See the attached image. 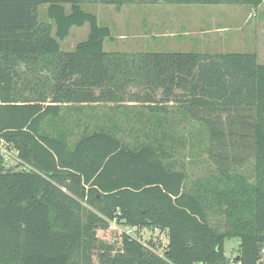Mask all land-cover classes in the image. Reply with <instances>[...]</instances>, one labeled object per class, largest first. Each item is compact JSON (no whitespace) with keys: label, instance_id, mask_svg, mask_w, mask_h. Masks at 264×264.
Returning <instances> with one entry per match:
<instances>
[{"label":"trees","instance_id":"trees-1","mask_svg":"<svg viewBox=\"0 0 264 264\" xmlns=\"http://www.w3.org/2000/svg\"><path fill=\"white\" fill-rule=\"evenodd\" d=\"M157 2L264 4L0 0V264H227L232 238L237 264H264V64L255 52L107 50L112 28L82 6ZM42 4L52 21L39 19ZM85 24L87 38L65 50ZM171 108L199 137L177 135ZM178 143L196 161L207 153L195 177ZM112 223L137 235L108 243L98 231Z\"/></svg>","mask_w":264,"mask_h":264},{"label":"rangeland","instance_id":"rangeland-1","mask_svg":"<svg viewBox=\"0 0 264 264\" xmlns=\"http://www.w3.org/2000/svg\"><path fill=\"white\" fill-rule=\"evenodd\" d=\"M149 5L152 4L140 3L134 5H124L118 8L110 4H100V3L82 4L83 8L86 11H91L98 16L100 24L108 25L112 28L113 35L115 36V40L111 42L106 41V45L108 42V45L106 47L107 50H121L122 48L115 47L117 46L119 41L126 40L127 37L132 35H138V34L141 35L143 31L146 34H148V32H146L145 26L148 24L149 21V15H148ZM165 5L167 11V9H169L168 6H173L174 4H165ZM193 5L200 6L202 4H193ZM182 6H186V5H182ZM204 6L212 7L216 10L212 17L213 19L209 20L207 23H202V27H207L212 30L218 28L219 26L225 28L221 32L212 31L211 33L212 39L216 41V44L224 43V45H217V48H211V49L223 50L224 52H255L258 56V61L264 64V4L260 5L259 7H252L250 5H245V4L244 5L205 4ZM233 6L240 7L244 11H247L248 9V12L246 13V15L234 17L235 19H232L233 15L232 18L228 16L223 18L224 15L219 14L220 11H226L227 9H230V12L233 13V8H231ZM166 11L163 13L168 14L166 13ZM234 14L235 15L237 14L236 11L234 12ZM38 16L41 21L44 22L52 21L49 16V4H42L39 6ZM166 16L167 15H161L159 17L165 18L166 20L167 19ZM89 31H90L89 24H85L83 26H73L71 28L69 37L61 42L63 48L65 50H73L77 45V43L87 38ZM238 34L240 36L236 37V35ZM174 104L175 103L170 102L171 106H173ZM137 106L138 104L132 106V109H137L138 108ZM95 111L101 115L104 112L108 113V108L107 106H103V107L94 106L93 109L88 108V113L93 114ZM144 111L145 113H147L148 110H144ZM167 116L174 117L175 125L173 127L174 130L177 131L178 136H181L183 133H187L188 131H191L190 133L199 137V133L197 131L199 129V124L193 123V125L190 126L188 122H186L185 120H181L182 113L180 111L174 113L173 108H171L169 113H167ZM95 121L96 120H92L91 122L94 123ZM127 122L131 123V121L128 120ZM127 122H125V117H123L121 118L120 125L125 127L128 125ZM133 127L138 128L134 123H133ZM127 135L128 134H124L121 135V137L123 138V140H125V142H129L133 144L134 138L132 136L130 137ZM130 139H133V141ZM141 140L147 141L144 140L143 137H141ZM191 147L193 146L190 144L182 145L181 143H178L176 145L175 156L179 158L180 167L184 168L186 166V170L189 173H192L193 177H195L194 174L201 172V170L206 168L205 166H208L206 165L208 164L207 161L208 155L207 153L202 154V157H204L205 161L203 162L199 160L196 161L193 158H191V153L193 152L191 150ZM194 148L196 149L197 146L195 145ZM196 152H199V149H196ZM5 155H6L5 158L6 167L15 168L16 166L19 165L14 151H6ZM251 169H252L251 164L244 167V170L246 171ZM133 229L135 228L125 224L112 223L110 229L99 230L98 236L104 241H107L108 243L118 244L121 237V233L124 231L130 232L133 235H137L136 231L135 230L133 231ZM141 234H142L141 236L142 239L145 241L149 239L155 240L158 239V237H161L160 239L162 243L163 244L167 243V235L164 233L161 234L158 230L151 231L149 229H143L141 231ZM239 245H240L239 238H232L226 240L225 253L228 259L227 264L236 263L235 257L239 253Z\"/></svg>","mask_w":264,"mask_h":264},{"label":"crops","instance_id":"crops-1","mask_svg":"<svg viewBox=\"0 0 264 264\" xmlns=\"http://www.w3.org/2000/svg\"><path fill=\"white\" fill-rule=\"evenodd\" d=\"M151 4L148 9L149 21L145 26L148 34L143 31L141 35L137 33L138 35L129 36L126 40L119 41L117 46H115L116 48L120 47L125 51H223L211 49L217 48V45H224V43L216 44V41L212 39L211 33L212 31L221 32L225 28L219 26L212 30L202 27V23H207L213 19L216 9L203 4L200 6L168 2ZM165 4L174 5L168 6L169 9L166 11ZM231 8H233V13L230 12V9H227L226 11H220L219 14L224 15L223 18L226 16L232 18L233 15L232 19H235L234 17L246 15L248 12V9L244 11L240 7L233 6ZM165 11L168 14L163 13ZM235 11L236 15L234 14ZM161 15H167V19L160 18L159 16ZM238 36L240 35H236V37ZM132 137L136 140L134 136ZM130 140L133 141V139Z\"/></svg>","mask_w":264,"mask_h":264},{"label":"built area","instance_id":"built-area-1","mask_svg":"<svg viewBox=\"0 0 264 264\" xmlns=\"http://www.w3.org/2000/svg\"><path fill=\"white\" fill-rule=\"evenodd\" d=\"M134 231V229H133ZM130 233V232H129ZM132 234V233H131ZM197 264H214V263H209V262H200V263H197ZM231 264H237V263H231Z\"/></svg>","mask_w":264,"mask_h":264}]
</instances>
